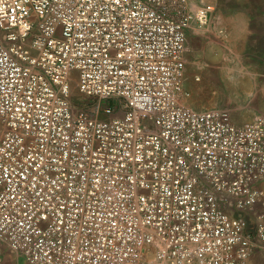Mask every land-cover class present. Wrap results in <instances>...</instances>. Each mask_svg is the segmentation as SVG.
Listing matches in <instances>:
<instances>
[{"label": "built area", "instance_id": "obj_1", "mask_svg": "<svg viewBox=\"0 0 264 264\" xmlns=\"http://www.w3.org/2000/svg\"><path fill=\"white\" fill-rule=\"evenodd\" d=\"M190 4L0 0V264L264 252V115L185 104L189 32L216 11Z\"/></svg>", "mask_w": 264, "mask_h": 264}, {"label": "rangeland", "instance_id": "obj_2", "mask_svg": "<svg viewBox=\"0 0 264 264\" xmlns=\"http://www.w3.org/2000/svg\"><path fill=\"white\" fill-rule=\"evenodd\" d=\"M190 0L191 8L195 11L201 4L212 2L216 11L211 22L205 27L194 26L188 36L185 59L187 62L186 87L190 97L185 104L196 110L225 109L229 111L234 122L244 124L264 115V75L254 69L248 70L245 75L221 77V82L229 79L237 80L241 85L234 93L221 89L218 85L221 66L226 61H221V13L231 11L235 6L247 7L248 1L242 0ZM244 67L249 69L250 48L243 49L239 54ZM229 56V57H228ZM234 54L228 51L226 57L232 61ZM227 60V59H224ZM78 73L73 77L77 80ZM199 79V80H198ZM73 82L72 100L76 104H86L87 99L80 93L77 81ZM92 109V105H87ZM252 264H264V252H258Z\"/></svg>", "mask_w": 264, "mask_h": 264}, {"label": "crops", "instance_id": "obj_3", "mask_svg": "<svg viewBox=\"0 0 264 264\" xmlns=\"http://www.w3.org/2000/svg\"><path fill=\"white\" fill-rule=\"evenodd\" d=\"M234 1L241 5L242 0ZM245 1H248L247 7L235 6L231 11L221 13V61H226L221 66V77L245 75L254 66L264 75V0ZM247 47L250 48L249 69L243 66L239 55ZM228 51L234 54L232 61L226 57ZM229 80L240 84L235 79ZM3 264H23V260L5 249Z\"/></svg>", "mask_w": 264, "mask_h": 264}, {"label": "bare ground", "instance_id": "obj_4", "mask_svg": "<svg viewBox=\"0 0 264 264\" xmlns=\"http://www.w3.org/2000/svg\"><path fill=\"white\" fill-rule=\"evenodd\" d=\"M215 81H218V85L220 86L219 89H221V85H222L223 86L222 89L228 92L234 93L240 87V84H237L236 82L231 80H225L221 82V72H219L218 78Z\"/></svg>", "mask_w": 264, "mask_h": 264}]
</instances>
